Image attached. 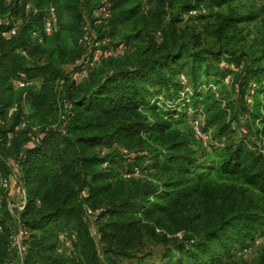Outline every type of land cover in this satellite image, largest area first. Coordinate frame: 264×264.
Returning a JSON list of instances; mask_svg holds the SVG:
<instances>
[{
  "label": "trees",
  "instance_id": "16d2710c",
  "mask_svg": "<svg viewBox=\"0 0 264 264\" xmlns=\"http://www.w3.org/2000/svg\"><path fill=\"white\" fill-rule=\"evenodd\" d=\"M88 1L0 0V17L19 22L9 38V26H0V165L26 195L21 210L0 197V264L13 257L17 264H124L112 254L130 258L144 237L177 234L174 254L161 264H230L236 247L248 248L264 227V66L242 51L198 50L176 27L185 14L201 17L230 0H155L150 16L141 0H106L108 18L97 13L100 0L93 10L83 7ZM50 8L55 28L44 35ZM84 19L97 26L88 41ZM132 22L151 24L153 40L133 51L125 43L94 46ZM224 61L236 69L225 67L219 79L211 66ZM228 75L235 103L217 88ZM18 80L28 85L17 87ZM203 92L215 97L208 120L219 136L239 131L254 146L231 144L198 171L192 141L177 125L205 102ZM87 208L100 209L95 223ZM19 228L28 232L22 254L12 245Z\"/></svg>",
  "mask_w": 264,
  "mask_h": 264
},
{
  "label": "rangeland",
  "instance_id": "374dc122",
  "mask_svg": "<svg viewBox=\"0 0 264 264\" xmlns=\"http://www.w3.org/2000/svg\"><path fill=\"white\" fill-rule=\"evenodd\" d=\"M142 1V13L145 16H150V11L156 6L155 0H141ZM94 2L92 0L85 2L84 6L87 10H93ZM201 17L195 16L190 17L184 15L182 21L176 23L179 35H185L186 39L192 46H195L198 50H213L221 47L224 49L232 50V52H244L247 60L250 58H260L257 62L259 65L264 66V0H230L226 4L217 5L212 4L208 10L201 13ZM204 15V16H203ZM248 17L250 19H246ZM229 20L231 22H229ZM168 19L163 21L166 23ZM83 30H92L96 32L97 26L91 20L84 19L82 23ZM145 24L135 25L132 23L121 24L119 29L114 31L108 37V43L113 44L114 47L119 44H126L128 50L133 51L135 46L138 44H148L155 37V29L150 25L143 27ZM137 26V27H136ZM140 30V35L137 40L132 38V35ZM51 38V37H50ZM49 38V39H50ZM48 39V40H49ZM47 40V42H48ZM67 46L75 48L74 41L72 39L67 40ZM225 55V54H224ZM223 55V56H224ZM231 66L236 69L233 65H230L226 61L222 62L221 65L211 66L212 73L221 79L224 68ZM67 67L66 65L64 66ZM222 70V71H221ZM188 72V68L185 69ZM184 76V75H181ZM180 76V78H181ZM229 75L224 78V85L222 81L218 84L217 88L220 92L227 93V99H230L235 103L237 101L236 85L230 82ZM187 82L188 77H185ZM213 78V77H212ZM37 84L34 85L36 92L39 91L41 80L35 79ZM205 98V99H204ZM201 99H204V103H198V110L194 111L193 108L188 109L186 121L178 124V128L182 131L185 138L192 141L190 149L193 151V156L200 160L198 163V171L205 170L206 166L210 164V160L215 159L219 155L225 154L224 150L227 149L231 144L233 146L239 145L243 140V144L248 147H252L253 140L249 137L242 136L238 131L224 133V136H219L218 126L211 120H208L216 108L215 97L213 95H207L205 92L202 93ZM202 124L205 133L209 136L207 141L193 138L192 130L195 122ZM229 125V117L225 120ZM207 126V128H205ZM224 145V147H223ZM105 149L102 150V153ZM8 162V161H7ZM204 162V163H203ZM5 166L0 165V171H4ZM6 174L11 179V186L7 192L1 195H5L11 205H19L22 200V188L13 179L11 173ZM15 209L16 207H13ZM97 216V215H95ZM95 220L93 219V222ZM95 227L91 229L93 231ZM96 229V228H95ZM93 236L95 233L93 231ZM181 234L169 235L167 238L156 236L153 238H145L139 247L133 251L132 257H121L116 254H112L121 263L124 264H161L164 260V255L167 252L174 254L173 242L175 237H179ZM256 240L258 242L256 243ZM246 243L251 244L248 248H240L234 250V256L231 258L230 264H264V227L259 232L254 233L249 237ZM100 255L103 256L102 250L100 249ZM12 263L17 264V257L12 258Z\"/></svg>",
  "mask_w": 264,
  "mask_h": 264
},
{
  "label": "built area",
  "instance_id": "2783aa9c",
  "mask_svg": "<svg viewBox=\"0 0 264 264\" xmlns=\"http://www.w3.org/2000/svg\"><path fill=\"white\" fill-rule=\"evenodd\" d=\"M14 0H5L6 3H11ZM25 2V0H20V2ZM25 8L29 11V10H33L34 12H36V9H34L31 6V3L26 1L25 2ZM97 13L99 15H101L104 18H108L110 16V9H109V5L108 2L106 0H100V4L99 7L97 8ZM196 13L195 10L191 11V14ZM10 20L8 17H0V26H9L8 29H6L5 32H3V35L5 37H12L15 36L18 32V23L17 22H13L12 24H10ZM55 28V15H54V9L50 8L48 15L44 18L43 20V33L44 35H50L53 30ZM88 30H85L83 36H82V40L83 41H88L89 40V34L87 33ZM33 36H38V34L36 32L33 33ZM42 37H39V40L41 41ZM108 38L106 37L105 39H103V41H94L93 44L94 46H100V44H106L108 42ZM99 50L96 49L95 52L97 53ZM95 53V54H96ZM94 61H99V58L96 56ZM95 63L94 62H90V66H93ZM87 71V68H85L82 72L80 73H76L75 76H83ZM229 79V77L227 78V80ZM181 80L183 83H186V80L184 78V76H181ZM26 85H28V82L24 81V80H18L16 86L17 87H25ZM250 101V100H249ZM23 125V124H22ZM193 127V135L194 138L197 139H201L203 141H207L209 139V136L205 133L202 124H200L199 122H195ZM243 132H245L244 129H242ZM7 165L10 167L12 166V171H14L15 168V164L12 160H8ZM16 171V170H15ZM15 177V174L13 175ZM11 186V179L10 177H6L4 176L1 172H0V197H1V192H6L9 190ZM22 200L20 201L19 205H11L10 201H8L10 209H13V207H16L17 209L21 210L24 208V204H25V199H26V195H25V191L22 190ZM100 209H96V210H92L90 208H87V214L91 219H95V215H97L99 213ZM1 226H0V230H1ZM94 233H95V228L93 229ZM93 231H91V233L93 234ZM28 232L22 230L21 228L18 229V231L12 236V245L17 249L19 254L23 253V247H22V239L24 236H27ZM258 242V240H256V243ZM69 243L66 242V245H68Z\"/></svg>",
  "mask_w": 264,
  "mask_h": 264
}]
</instances>
